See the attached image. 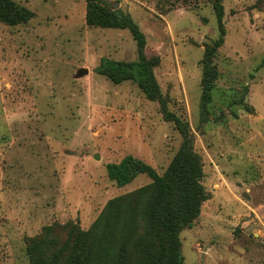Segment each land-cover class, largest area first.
I'll return each instance as SVG.
<instances>
[{
    "label": "rangeland",
    "instance_id": "374dc122",
    "mask_svg": "<svg viewBox=\"0 0 264 264\" xmlns=\"http://www.w3.org/2000/svg\"><path fill=\"white\" fill-rule=\"evenodd\" d=\"M14 1L36 16L0 22V264H30L47 227L87 231L109 200L151 183L141 174L118 187L108 163L132 155L164 174L183 138L135 83L96 72L102 58L137 59L129 30L88 27L86 0ZM109 1L145 33L168 108L189 122L203 159L208 198L180 234L185 264H264V0H223L206 108L202 61L220 36L213 0ZM80 68L89 74L77 78Z\"/></svg>",
    "mask_w": 264,
    "mask_h": 264
},
{
    "label": "trees",
    "instance_id": "16d2710c",
    "mask_svg": "<svg viewBox=\"0 0 264 264\" xmlns=\"http://www.w3.org/2000/svg\"><path fill=\"white\" fill-rule=\"evenodd\" d=\"M223 0H213L220 36L205 46L202 108L212 100L219 71L214 59L225 43ZM35 12L14 0H0V22L9 26L28 23ZM86 23L90 28L127 29L137 47V59L102 58L96 72L114 84L135 83L150 101L160 104L167 122L174 123L182 144L164 174L132 155L106 165L108 178L118 187L145 174L151 183L109 200L87 231L74 223L47 227L31 240L30 264H185L181 232L191 228L207 200L203 183L204 163L196 151L189 122L170 111L154 68L158 56L146 53L147 38L130 13L109 0H86Z\"/></svg>",
    "mask_w": 264,
    "mask_h": 264
},
{
    "label": "water",
    "instance_id": "95a60500",
    "mask_svg": "<svg viewBox=\"0 0 264 264\" xmlns=\"http://www.w3.org/2000/svg\"><path fill=\"white\" fill-rule=\"evenodd\" d=\"M88 74H89V70H88L87 68H80V69L78 70L77 74H76V77H77V78H81V77H84V76H86V75H88ZM95 158H96V159H99L100 157H99V155H96Z\"/></svg>",
    "mask_w": 264,
    "mask_h": 264
},
{
    "label": "crops",
    "instance_id": "0c3cea01",
    "mask_svg": "<svg viewBox=\"0 0 264 264\" xmlns=\"http://www.w3.org/2000/svg\"><path fill=\"white\" fill-rule=\"evenodd\" d=\"M120 2H121V4H123V2H122V1H120ZM121 7H122V5L120 6V9L124 10V9H123V7H122V8H121Z\"/></svg>",
    "mask_w": 264,
    "mask_h": 264
}]
</instances>
